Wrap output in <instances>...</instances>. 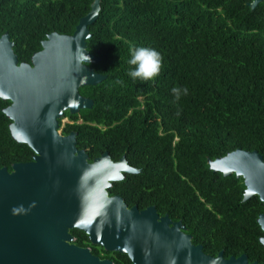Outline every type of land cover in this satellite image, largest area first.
<instances>
[{
    "label": "trees",
    "instance_id": "obj_1",
    "mask_svg": "<svg viewBox=\"0 0 264 264\" xmlns=\"http://www.w3.org/2000/svg\"><path fill=\"white\" fill-rule=\"evenodd\" d=\"M95 0H0V38L15 42L20 63H32L51 33L73 35ZM102 0L90 26V64L107 78L80 89L95 101L76 114L64 134L78 133L90 162L109 152L143 171L113 183L130 205H154L182 221L207 254L264 260V213L259 195L244 201L246 184L234 173L214 172L215 160L242 148L264 155V1ZM153 47L163 67L152 81L132 80L128 61L136 47ZM119 81H123L120 83ZM174 87L188 88L177 101ZM0 98V168L30 162L35 151L14 139ZM61 125L63 118L60 119ZM75 243L115 264L128 254L107 251L73 229Z\"/></svg>",
    "mask_w": 264,
    "mask_h": 264
},
{
    "label": "water",
    "instance_id": "obj_2",
    "mask_svg": "<svg viewBox=\"0 0 264 264\" xmlns=\"http://www.w3.org/2000/svg\"><path fill=\"white\" fill-rule=\"evenodd\" d=\"M263 1L249 5L255 9ZM101 9L102 0H95L73 35L51 33L32 63H20L9 32L0 38V98L12 101L4 112L14 139L35 151L32 161L15 163L12 171L0 168V264H115L76 244L73 229L85 231L107 251L128 254L134 264H259L246 254L207 255L182 232V221L168 214L159 221L155 206L142 212L129 208L109 189L143 170L126 156L113 160L108 151L90 162L87 151L78 148V133L61 131L67 111L76 114L95 104L80 89L107 78L90 65L102 58L88 49L90 26ZM209 163L214 172L244 178V201L259 195L264 202L259 151L238 148ZM258 222L264 230V213Z\"/></svg>",
    "mask_w": 264,
    "mask_h": 264
},
{
    "label": "clouds",
    "instance_id": "obj_3",
    "mask_svg": "<svg viewBox=\"0 0 264 264\" xmlns=\"http://www.w3.org/2000/svg\"><path fill=\"white\" fill-rule=\"evenodd\" d=\"M90 62V57H89ZM132 66L127 75L132 80L152 81L159 76L163 67L162 54L153 47H136L131 51V58L128 61ZM123 83V81H119ZM188 88L174 87L172 93L179 101L182 95L188 94Z\"/></svg>",
    "mask_w": 264,
    "mask_h": 264
},
{
    "label": "flooded vegetation",
    "instance_id": "obj_4",
    "mask_svg": "<svg viewBox=\"0 0 264 264\" xmlns=\"http://www.w3.org/2000/svg\"><path fill=\"white\" fill-rule=\"evenodd\" d=\"M64 120H66V123H64ZM69 123H71V120H70V118L69 117H63V124L61 125V131L63 132V134H64V129H65V127H66V125L67 124H69ZM61 124V123H60ZM74 132V131H73ZM138 168V167H137ZM139 169H142V168H139ZM143 170V169H142ZM138 174V173H137ZM116 195H119V194H116ZM128 204V203H127ZM128 206H129V208H133V207H135V206H137L138 208H139V211H145L146 209H148V208H150V207H152V206H154V205H147V206H141L139 203H136V204H134V205H132V206H130L129 204H128ZM156 207V206H155ZM157 208V207H156ZM157 210H158V208H157ZM158 213H159V215H160V217H159V221H160V219L162 218V217H164V216H166V213H162L161 211H159L158 210ZM174 221V220H173ZM174 222H178V221H174ZM173 224L174 223H172V224H170V226H173ZM185 225V224H184ZM181 230H182V232H184L185 234H188V235H191L192 236V242H193V244H195L194 243V239H193V235L188 231V228H187V226L185 225V228H181ZM195 245H202V244H195ZM203 246V245H202ZM204 247V246H203ZM205 252V251H204ZM223 252V251H222ZM206 253V252H205ZM221 253V252H220ZM219 253V254H220ZM224 253V252H223ZM207 254V253H206ZM207 255H210V254H207ZM247 255V254H246ZM210 256H214V255H210ZM218 256V255H217ZM217 256H214V257H217ZM242 256V255H241ZM240 257V256H239ZM248 258H249V256H248ZM229 259V258H228ZM249 262L250 263H259V264H264V260H255V261H250V259H249Z\"/></svg>",
    "mask_w": 264,
    "mask_h": 264
},
{
    "label": "rangeland",
    "instance_id": "obj_5",
    "mask_svg": "<svg viewBox=\"0 0 264 264\" xmlns=\"http://www.w3.org/2000/svg\"><path fill=\"white\" fill-rule=\"evenodd\" d=\"M64 123H66V120H64Z\"/></svg>",
    "mask_w": 264,
    "mask_h": 264
}]
</instances>
